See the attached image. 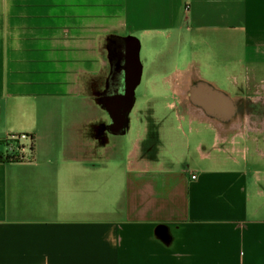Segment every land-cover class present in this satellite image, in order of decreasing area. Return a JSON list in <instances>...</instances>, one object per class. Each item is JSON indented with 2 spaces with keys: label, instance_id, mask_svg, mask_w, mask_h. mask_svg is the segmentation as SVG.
<instances>
[{
  "label": "crops",
  "instance_id": "1",
  "mask_svg": "<svg viewBox=\"0 0 264 264\" xmlns=\"http://www.w3.org/2000/svg\"><path fill=\"white\" fill-rule=\"evenodd\" d=\"M262 99L264 0H0V264H264Z\"/></svg>",
  "mask_w": 264,
  "mask_h": 264
},
{
  "label": "trees",
  "instance_id": "2",
  "mask_svg": "<svg viewBox=\"0 0 264 264\" xmlns=\"http://www.w3.org/2000/svg\"><path fill=\"white\" fill-rule=\"evenodd\" d=\"M13 142H15V144L13 146L12 151L4 154L3 152L5 148V140L0 139V161L16 162L33 159L34 138L32 135L28 134V140L26 141V145H17L16 140ZM22 148H26V150H23Z\"/></svg>",
  "mask_w": 264,
  "mask_h": 264
},
{
  "label": "built area",
  "instance_id": "3",
  "mask_svg": "<svg viewBox=\"0 0 264 264\" xmlns=\"http://www.w3.org/2000/svg\"><path fill=\"white\" fill-rule=\"evenodd\" d=\"M5 140V148H4V154L9 153L12 151L13 146L15 142L17 141V145H26V141L28 140V134L25 133H19V134H9L3 138ZM7 142V143H6ZM10 142V143H9ZM23 149V148H22ZM196 176L191 175V178L194 179Z\"/></svg>",
  "mask_w": 264,
  "mask_h": 264
},
{
  "label": "flooded vegetation",
  "instance_id": "4",
  "mask_svg": "<svg viewBox=\"0 0 264 264\" xmlns=\"http://www.w3.org/2000/svg\"><path fill=\"white\" fill-rule=\"evenodd\" d=\"M112 76H115L114 72L112 73ZM115 90L117 92H119V91L123 90V88L120 84L111 83L108 88H105L104 91L101 92V95L105 98L108 95H112L113 92H115ZM259 102H260V104H259V110H258L257 115H258V117L262 118V117H264V99L260 100Z\"/></svg>",
  "mask_w": 264,
  "mask_h": 264
},
{
  "label": "rangeland",
  "instance_id": "5",
  "mask_svg": "<svg viewBox=\"0 0 264 264\" xmlns=\"http://www.w3.org/2000/svg\"><path fill=\"white\" fill-rule=\"evenodd\" d=\"M143 58V55H141V59ZM249 95H253V93H250V90H249ZM247 109H248V111L249 112H251V113H253V114H255V112H256V104L255 103H252V102H248L247 103ZM236 120L235 119H233V122H235Z\"/></svg>",
  "mask_w": 264,
  "mask_h": 264
},
{
  "label": "water",
  "instance_id": "6",
  "mask_svg": "<svg viewBox=\"0 0 264 264\" xmlns=\"http://www.w3.org/2000/svg\"><path fill=\"white\" fill-rule=\"evenodd\" d=\"M127 106V107H126ZM130 107V104L129 105H125L123 108L124 112H126L128 110V108Z\"/></svg>",
  "mask_w": 264,
  "mask_h": 264
},
{
  "label": "bare ground",
  "instance_id": "7",
  "mask_svg": "<svg viewBox=\"0 0 264 264\" xmlns=\"http://www.w3.org/2000/svg\"><path fill=\"white\" fill-rule=\"evenodd\" d=\"M251 127V126H250Z\"/></svg>",
  "mask_w": 264,
  "mask_h": 264
}]
</instances>
